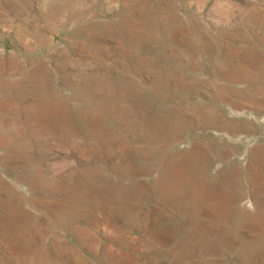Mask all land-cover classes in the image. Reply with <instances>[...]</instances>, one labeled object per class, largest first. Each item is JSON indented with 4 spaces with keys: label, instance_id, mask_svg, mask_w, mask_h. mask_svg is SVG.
<instances>
[{
    "label": "rangeland",
    "instance_id": "rangeland-1",
    "mask_svg": "<svg viewBox=\"0 0 264 264\" xmlns=\"http://www.w3.org/2000/svg\"><path fill=\"white\" fill-rule=\"evenodd\" d=\"M0 264H264V0H0Z\"/></svg>",
    "mask_w": 264,
    "mask_h": 264
}]
</instances>
